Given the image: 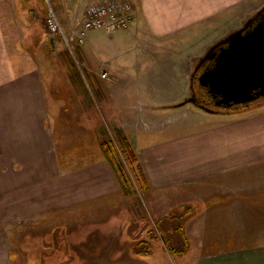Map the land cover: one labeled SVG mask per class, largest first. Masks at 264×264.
<instances>
[{
  "label": "crops",
  "instance_id": "0c3cea01",
  "mask_svg": "<svg viewBox=\"0 0 264 264\" xmlns=\"http://www.w3.org/2000/svg\"><path fill=\"white\" fill-rule=\"evenodd\" d=\"M33 1L30 0L29 4L32 5ZM97 1L101 0H61V3L69 20L78 19L80 22L87 5ZM249 1L132 0L133 22L129 30L134 36V50L139 59L136 64L137 78L134 77V81L141 83V70H146L149 86H176L172 94L159 97L154 102L151 94L147 99H142V112L153 111L154 114H160L170 109L187 108L199 111V107L192 103L175 106L190 94L187 72L193 66L190 62L194 53L204 50L203 46L222 36L225 29L220 32V26L233 20L236 8ZM27 2L0 0V181L3 182V194L0 197L3 198L2 219L8 220L4 222L48 215L54 220L61 219L62 216L60 223L52 229H65V234L69 223L81 222L97 228H111L114 225L115 213L111 212L110 207L117 205L111 199L120 193V186L114 177L110 159L101 145V131L93 128L91 140L88 133L80 135L75 129L77 124L74 117L82 112L81 116L87 119L91 113L82 107V111L75 112L73 101L78 100L80 103L79 97L85 96L87 92L91 94L90 86L101 92L99 101H94L99 102V110L104 112H101L102 115H108V108L113 111L109 116L115 118L114 122H118L114 126L115 132L119 128L136 153L146 178L144 190L151 192L156 210L163 212L158 219L178 210V205L184 202L189 205L190 210L194 206L195 214L188 219L186 226L191 241L188 231L191 221L205 222L202 227L205 229H228L232 227L227 223H234L235 214H249L250 221L251 213L262 211L264 200L260 201L258 198H264V187H256V190L242 183L259 182L264 177L260 173L249 174L245 178L231 176L230 173L240 166L248 164L243 167L248 168L256 163L262 158L258 155L264 154L260 151L264 147H240L229 142L221 144L199 139L172 141L165 147H154L147 151L143 157L148 156L149 161L143 166L142 157H139L134 147V129L121 123L123 114L117 111L124 107L122 98L119 99L120 108H114L111 103L112 94L121 83L117 75H123V72L104 59L101 62L102 70L105 67L115 70L114 78L92 79L85 81L84 85L66 72L64 92L63 88L54 84L55 78L48 74L44 63L32 60L27 55L30 52L28 41L37 40L38 37V46L41 47L42 44L40 35H26L27 27L24 34L18 32L21 27L17 24L28 23L32 18L33 6L28 7ZM48 6L54 9L52 4ZM81 47L79 52L83 54L84 51L86 62L90 60L86 67L94 70V65L90 64L93 56L91 57L87 41ZM104 71L109 75L108 70ZM225 113L212 112L216 115ZM70 123L75 126L74 129ZM229 129L232 130L225 126L223 131L228 132ZM149 163L158 166L153 167ZM162 163L173 167L167 171L161 168ZM168 174L171 181L183 180L186 184L174 193L160 194L156 189L167 184ZM187 181L195 187L187 186ZM210 222L213 223L209 224ZM67 238L69 242L71 238ZM240 239L241 236H236L232 231L228 241L220 239L216 243L242 244ZM88 244L99 246L100 240L95 242L93 239ZM75 251L80 257L79 252ZM104 252L105 248L90 254L100 255ZM130 254L134 257L133 252ZM82 257L85 262L108 259L100 256Z\"/></svg>",
  "mask_w": 264,
  "mask_h": 264
},
{
  "label": "rangeland",
  "instance_id": "374dc122",
  "mask_svg": "<svg viewBox=\"0 0 264 264\" xmlns=\"http://www.w3.org/2000/svg\"><path fill=\"white\" fill-rule=\"evenodd\" d=\"M33 2L32 5L27 2L28 7L33 6L31 21L17 24L21 27L18 32L22 35L23 31L25 32V27H27L26 35L30 37L33 35L41 36V47L38 46V37L37 40H32V42L28 41L27 47L30 52L28 51L27 55L32 60L42 61L48 74L55 78L54 84H58V87L63 88L64 92L66 72H69L75 80H79L84 85L85 81L89 82L92 79L104 78L102 77L104 70L110 72L107 77L114 78L116 76L115 70H109L106 67L102 70L101 62L104 59L123 72V75H117L121 83L118 84L117 90H114L111 103L114 104V106L112 105L114 108H120L119 99L122 98L124 107L122 110L117 111L121 115L123 114L121 123L134 129V147L139 157H142L143 166L149 161L148 156L143 157L147 151L152 150L154 147H165L169 143L171 144L172 141L199 139V141L211 140L221 144L229 142L240 147L246 145L264 147V103L239 112L219 115L209 113V111L200 107L198 108L199 111L194 109L190 111L187 108L183 110L170 109L160 114H154L153 111L150 113L142 112L140 105L142 99H147L151 94L154 102L159 97L172 94L176 86L160 87L158 84H155L157 86H149L145 75L146 70H141V83L134 81V77L137 78L135 76L138 72L136 64L139 59L137 51L134 50V36L130 30H116L113 33L107 31L90 32L87 43L91 48L90 53L93 58H91L92 63L90 62V64L94 65V67L92 66L94 70H89L86 63L88 64L90 60L86 62L84 51L83 54L79 52L83 45H77L74 40L68 44L63 39L64 34L71 37L81 21L79 22L78 19L69 20L65 10H63L61 0H35ZM48 3L52 4V7L58 13L62 27L60 33L55 37L52 35V39L46 23L50 8ZM263 7L264 0H250L248 3H244L243 6L236 8L234 19L224 22L220 26V32L223 28L225 29L222 36L209 45L203 46L204 50L194 53L193 60L190 62L193 66L187 72L188 86L191 87V76L207 50L236 29L241 28L245 21ZM99 61L100 63H98ZM90 87L91 94L87 92L84 94L85 96L79 97L80 103L78 100L73 101L75 112L82 111L81 107L88 109L91 113L87 117L88 120L81 116L82 112H80L74 117L77 124L76 128L70 124L71 128L77 129L80 135L88 133L91 140H93L92 129L99 128L101 131L99 136L102 140L111 143L112 160L118 169H115L112 160L109 161L115 173L114 177H116L115 179L118 180L120 186V193L111 199L117 205L110 207L111 212L115 213L113 216V219L116 220L114 225L111 228H97L86 226L81 222L69 223L68 232L65 234V229H52L60 223L62 216L61 219L55 218L54 220L51 215H48L8 223L6 222L8 220L4 219L6 220L4 222L2 219L3 198L0 197V264H264V207L261 208L262 211L260 212L251 213L250 221L248 219L249 214H235L234 223H227L229 227H232L228 229H218L216 227L205 229V227L202 228L205 222L191 221L188 231L192 243L189 251L182 256L174 257L168 253L163 241L157 239L150 240L153 246L151 256L136 257L134 254L133 257L130 254V252H133L131 248L138 242L134 240V232L135 230L139 232V230L134 228V224L137 228H140L138 225L140 226L142 224L141 220L144 219L149 220L153 226L155 224L153 221H156L163 212L156 210L155 203L152 201L153 197L150 195L151 192L147 193L148 191L146 192L140 186L139 178H137L138 171L136 168L133 170L131 167L126 155L128 150L126 152L123 150L118 134L114 130V126H117L118 122H114L115 118L109 116V113L113 114V111L108 108L106 109L108 115H102L104 112L99 110L98 107V96L101 92L99 89L95 90L92 86ZM189 90L191 94V88ZM115 93H117L116 97L114 96ZM102 105L105 106V104ZM225 126L232 128V130L223 131ZM260 151L264 152V148ZM106 155L110 159L107 153ZM258 157L262 158L249 165L248 168H243L247 167L248 164L240 166L238 170L230 173V175H239L245 178L249 174L260 173L264 177V154H259ZM149 165L158 166V164L152 163H149ZM172 167L173 165L167 163L161 164V168H165L167 171ZM118 170L122 175L121 177ZM169 178L168 174L167 184L158 187L156 191L160 194H166L184 188L186 183L183 180L171 181ZM244 180L247 181L248 179ZM187 183V186L195 187V185L189 184V181ZM242 185L251 186L255 189L256 187L263 188L264 179L259 182H244ZM2 194L3 182L0 181V196ZM258 200L261 201L264 198H258ZM187 207L189 205L184 202V204L178 205V210L184 212ZM194 209L195 207L192 206V214H195ZM204 216L208 217V215ZM4 223L6 224L4 225ZM214 224H217L216 221ZM232 225L240 226V228H233ZM232 231L235 232L236 236H241L240 241H242V244L226 245L216 243L220 239L228 241ZM68 236L71 238L69 242L67 241ZM146 238L145 232L142 234V239ZM93 239L95 242L99 239L100 245L92 246L88 244ZM104 248L107 252H104L105 254H90V252H98ZM74 249L79 252L82 259L84 255L111 259L103 261L104 259L100 258V260L95 259L85 262V259L81 260L78 257L79 255Z\"/></svg>",
  "mask_w": 264,
  "mask_h": 264
},
{
  "label": "water",
  "instance_id": "95a60500",
  "mask_svg": "<svg viewBox=\"0 0 264 264\" xmlns=\"http://www.w3.org/2000/svg\"><path fill=\"white\" fill-rule=\"evenodd\" d=\"M245 28L242 26L236 29L208 49L201 60L210 58L216 45L220 42L223 44L214 54L215 66L199 76L201 84L206 86L210 93L239 103L252 101L256 90L264 95V16L252 29L245 31ZM194 74L195 71L192 75ZM187 103L214 112L193 96L175 106Z\"/></svg>",
  "mask_w": 264,
  "mask_h": 264
},
{
  "label": "trees",
  "instance_id": "16d2710c",
  "mask_svg": "<svg viewBox=\"0 0 264 264\" xmlns=\"http://www.w3.org/2000/svg\"><path fill=\"white\" fill-rule=\"evenodd\" d=\"M28 2L30 0H27ZM116 132L118 134L120 143L123 147V150L126 152L127 158L129 159V162L131 164V167L133 170L136 168L138 171V177L139 183L142 188L145 187L146 178L143 172V168L138 161L136 153L133 151L132 147L129 144V141L127 137L122 133V131L118 128L116 129ZM102 147L104 148V151L109 155L110 160L113 159V152H112V146L111 143L108 141H103L101 143ZM112 164L115 167V169H118L116 165L114 164V161L112 160ZM118 173L120 177L122 176L121 173L118 170ZM192 216V212L190 208H186L184 212L180 210H175L171 214L166 215L160 219H158L155 224L152 226L150 224L149 220L142 219V226L138 225L137 228L134 224V228L138 229L134 232V240L138 241L133 249V253L136 255L141 256H149L153 253V246L150 240H162L165 241V248L166 250L175 256H182L186 254L191 246L190 238L186 231V226L188 219ZM138 220V218H137ZM135 222V221H134ZM146 232V239H142V234Z\"/></svg>",
  "mask_w": 264,
  "mask_h": 264
},
{
  "label": "built area",
  "instance_id": "2783aa9c",
  "mask_svg": "<svg viewBox=\"0 0 264 264\" xmlns=\"http://www.w3.org/2000/svg\"><path fill=\"white\" fill-rule=\"evenodd\" d=\"M134 5L132 0H101L88 4L84 17L79 27L71 37L64 34L69 43L75 41L77 45H83L92 31L114 32L116 30L129 29L133 22ZM47 27L51 35L62 31L61 22L56 11L50 8L47 18ZM102 77H107V72H102Z\"/></svg>",
  "mask_w": 264,
  "mask_h": 264
},
{
  "label": "flooded vegetation",
  "instance_id": "af4514ba",
  "mask_svg": "<svg viewBox=\"0 0 264 264\" xmlns=\"http://www.w3.org/2000/svg\"><path fill=\"white\" fill-rule=\"evenodd\" d=\"M263 16L264 7L243 23L242 26L246 27L245 31L252 29L259 21L262 20ZM222 45L223 44L221 42L217 44L211 52L213 53V55L211 54L210 58H206L204 60H201V58L198 62V67L195 68V74L191 76L192 80L190 96H193L199 103L206 105L207 107L211 108L214 112L233 113L253 108V106L257 107L258 105L263 104L264 95L257 93L258 90L254 92L255 98L252 101L246 103H239L235 102L234 100L225 99L221 95L210 93L208 91V88L201 84L199 79L200 74L205 70L213 68L215 66L216 55L214 56V54L219 51Z\"/></svg>",
  "mask_w": 264,
  "mask_h": 264
}]
</instances>
